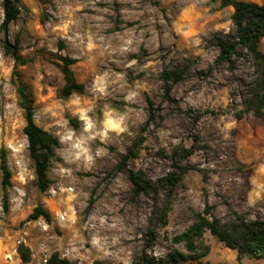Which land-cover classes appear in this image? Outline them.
<instances>
[{
	"label": "rangeland",
	"instance_id": "374dc122",
	"mask_svg": "<svg viewBox=\"0 0 264 264\" xmlns=\"http://www.w3.org/2000/svg\"><path fill=\"white\" fill-rule=\"evenodd\" d=\"M19 1L21 16L9 39L19 37L22 54L32 60L18 70L33 89L35 122L60 147L48 173L51 188L43 193L24 133L15 60L4 54L0 29V162L5 150L13 174L7 212L0 169V264H45L55 252L72 264H133L149 228L159 232L150 254L164 258L176 248L188 255L172 240L207 203L223 222L236 214L264 220V118L246 114L243 105L253 70L245 62L234 72L216 63L214 35L235 33L233 8H222L220 0ZM60 57L77 60L72 69L84 94L61 98ZM188 61L191 76L166 101L162 73ZM141 137L135 168L155 181L175 170L176 150L196 147L167 226L156 224L152 201L135 197L128 174L118 170ZM38 206L51 213L50 222L28 221ZM205 241L211 252L204 263L239 264L237 252L210 232ZM21 243L32 251L30 263L17 253Z\"/></svg>",
	"mask_w": 264,
	"mask_h": 264
},
{
	"label": "trees",
	"instance_id": "16d2710c",
	"mask_svg": "<svg viewBox=\"0 0 264 264\" xmlns=\"http://www.w3.org/2000/svg\"><path fill=\"white\" fill-rule=\"evenodd\" d=\"M151 1L155 2V0ZM220 2L222 8L231 7L234 10L232 21L235 33L214 35V44L219 50L216 63L227 66L231 72L236 70L240 62L250 65L253 73L246 84V94L243 100L245 113L252 114L257 118H264V52L261 49L264 41V4L242 0H220ZM2 7L4 10V20L0 27L4 33L2 46L4 54L15 60L14 76L18 81L17 93L20 107L26 118L24 133L29 142L30 157L35 163L37 186L41 192L45 193L51 188L48 173L52 162L57 158L56 150L60 147V140L36 124L33 89L22 79L18 70L19 67L28 65L32 60L22 54L19 37L14 42L9 39L10 26L16 23L21 16L20 1L3 0ZM59 62L64 81L60 90L61 98L69 99L75 94H84L86 86L76 80L72 69L77 60L71 57H60ZM192 65L193 63L188 61L185 65L165 70L162 73L166 101H173L171 97L173 87L191 76ZM150 105L152 108V103ZM196 118L199 119V117ZM242 118L243 115H240L239 119ZM145 141L141 137L128 149L122 157L118 170L128 174L135 197L144 196L152 201L155 208L154 220L156 224L167 226L173 210L175 195L178 189L183 186L184 178L190 171L186 161L193 156L196 147L190 149L182 147L176 150L172 156L175 170L155 181L148 176L145 170L135 168V162L139 159ZM0 169L3 173L4 208L8 212L10 208L9 188L12 187L13 174L5 150L1 151ZM93 204L94 199L91 200L90 207ZM41 218L47 222L52 220L51 213L43 206H38L33 210L28 221ZM207 232H210L227 248L236 251L239 264H244L245 258L264 260V220H251L246 216L236 214L230 221L223 222L214 216L212 207L207 203L204 211L194 213V222L188 230L175 236L172 240L175 245L183 244L188 255L176 248L172 249L164 258L150 254L159 239V232L155 228H149L145 236V247L142 253L135 258L133 264H182L189 261L197 264H210L202 261L211 252L210 246L205 241ZM17 253L22 262L30 263L32 261V251L24 243L18 246ZM45 264H72V262L63 258L59 252H55ZM95 264L114 263L96 261Z\"/></svg>",
	"mask_w": 264,
	"mask_h": 264
},
{
	"label": "built area",
	"instance_id": "2783aa9c",
	"mask_svg": "<svg viewBox=\"0 0 264 264\" xmlns=\"http://www.w3.org/2000/svg\"><path fill=\"white\" fill-rule=\"evenodd\" d=\"M64 219V218H63Z\"/></svg>",
	"mask_w": 264,
	"mask_h": 264
}]
</instances>
